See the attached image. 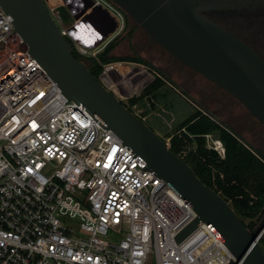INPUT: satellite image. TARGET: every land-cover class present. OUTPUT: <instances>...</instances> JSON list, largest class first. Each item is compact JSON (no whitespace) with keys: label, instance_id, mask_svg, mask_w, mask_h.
Returning a JSON list of instances; mask_svg holds the SVG:
<instances>
[{"label":"built area","instance_id":"built-area-1","mask_svg":"<svg viewBox=\"0 0 264 264\" xmlns=\"http://www.w3.org/2000/svg\"><path fill=\"white\" fill-rule=\"evenodd\" d=\"M91 1L123 30L125 13L116 4ZM45 2L77 53L96 57L99 51L75 37L76 23L65 25L58 6ZM13 22L0 4V264H233L204 223L177 241L194 210L141 155L63 94L21 50ZM99 64L98 80L127 109L157 80L177 89L149 64ZM215 136H204L206 148L224 157ZM263 235L264 226L259 243Z\"/></svg>","mask_w":264,"mask_h":264},{"label":"water","instance_id":"water-1","mask_svg":"<svg viewBox=\"0 0 264 264\" xmlns=\"http://www.w3.org/2000/svg\"><path fill=\"white\" fill-rule=\"evenodd\" d=\"M110 1L156 44L232 95L264 125V59L205 15L212 10L264 4V0ZM0 4L14 20L15 31L23 40L21 50L42 65L69 100L82 104L105 128L141 155L148 167L194 210L196 218L178 235V242L204 223L235 257L233 264H264V249L258 242L261 229L251 232L223 197L203 184L155 131L71 54L70 44L45 0H0ZM65 5L78 27H90L98 34L96 44L107 41L118 30L115 18L102 7H94L91 0L82 1L78 7L67 1ZM102 27L107 30L104 32Z\"/></svg>","mask_w":264,"mask_h":264},{"label":"trees","instance_id":"trees-1","mask_svg":"<svg viewBox=\"0 0 264 264\" xmlns=\"http://www.w3.org/2000/svg\"><path fill=\"white\" fill-rule=\"evenodd\" d=\"M58 11L65 25L73 22L72 19L69 20L70 15L65 8ZM67 40L70 44L71 54L77 60L83 61L84 57L79 55L74 48V44L69 39ZM115 45L116 41H113L96 57L85 58L89 71L97 80L102 71L99 63L114 62V59L110 57V52ZM160 82L157 80L142 95L150 94L149 89ZM140 100L141 97L134 98L130 101V105L133 106ZM128 110L132 112L131 107ZM214 124L205 118H200L188 127L189 133L198 136V145L195 151L192 150L193 140L188 135L173 136L170 149L191 167L203 184L223 197L241 220L243 217L249 219L257 217L258 221L262 218V225H264V163L245 145L234 138L231 133L223 130L216 123ZM149 127L153 130L151 126ZM215 131L226 147L225 160L220 159L215 151L208 150L202 138L204 134ZM255 226L256 223L254 222L246 225L250 231ZM260 244L264 249V239L260 241Z\"/></svg>","mask_w":264,"mask_h":264},{"label":"crops","instance_id":"crops-1","mask_svg":"<svg viewBox=\"0 0 264 264\" xmlns=\"http://www.w3.org/2000/svg\"><path fill=\"white\" fill-rule=\"evenodd\" d=\"M131 28L121 33L119 32L115 35H112L111 38L107 42L116 41L115 47L110 52V57L114 59V61H120L125 59V57H134L135 51L132 47H135L138 43L139 34L137 31H133ZM133 31V32H132ZM118 34V35H117ZM99 53L103 52L106 44H98ZM98 53V54H99ZM144 56H146L144 54ZM165 74V73H164ZM167 75V74H166ZM169 76V77H168ZM188 77V75H186ZM192 80L196 81L198 86L204 87V83H201L198 77L190 76ZM167 78L170 79L175 88H171L167 86L165 83L160 82L155 86L151 87L150 94L146 96H141V100L136 104L137 107H140L142 113L146 118L145 122L150 123L153 130L161 137L166 138L167 141H170L173 136L179 135H188L189 138L193 140L192 150L195 151L197 149V139L198 136L189 133V126L192 125L200 118L207 119L210 123L214 124L213 118L222 120V116H217L216 111L218 110V106L211 104L208 98H205V95H202L198 90L192 89L188 84L185 83L184 80L180 78H176L173 75H167ZM207 86V85H206ZM217 109V110H216ZM215 116H212L213 114ZM240 114V113H239ZM191 120L189 123L188 121ZM219 120V121H220ZM235 124V123H234ZM215 125V124H214ZM225 125V124H224ZM226 126V125H225ZM227 127V126H226ZM228 128V127H227ZM229 132L231 135L236 138L239 142L245 145L252 153H254L263 163H264V148L260 146L257 142L251 140V142L260 149V152L257 153L252 148L248 147L240 137L236 136L234 132L230 128ZM207 134H214L216 138L222 142L225 148V155L218 157L222 160L226 158V147L221 140L219 134L215 132H210ZM203 135V139L206 145L205 135ZM248 138V136H247ZM213 151V150H211Z\"/></svg>","mask_w":264,"mask_h":264},{"label":"rangeland","instance_id":"rangeland-1","mask_svg":"<svg viewBox=\"0 0 264 264\" xmlns=\"http://www.w3.org/2000/svg\"><path fill=\"white\" fill-rule=\"evenodd\" d=\"M60 3H61V7H65L63 1H60ZM51 5L54 6V5H56V3L52 2ZM232 15L236 17L238 24L243 23V27H244V30L246 32H250V33L255 32L260 37L261 42L264 43V5H261V7H259V8L258 7L250 8L249 7L248 9H241V10L237 11V13H234V14L232 13ZM69 20L71 21V19H69ZM128 22H129L128 30L133 28L134 29L133 31H137L139 34L138 40L142 39L143 41H146L148 46H149L148 47L149 50L151 52H152V50L156 51L162 57V59L164 60V62L166 64H168V65L171 64L175 68L176 71H183L186 75H188L189 78H191L190 76L198 77L201 83H204L205 85H207V87H210L211 92H210V95H208L209 99H207V100H209L210 103L214 104L215 106L218 103L217 102L218 98L222 99L225 103V104L223 103V110L224 111H221V110L216 111L218 114L217 116H222V120L219 119L220 122H222L228 128H230L232 130V132H234V134H236V136L240 137L241 140L248 147L252 148L254 151H256L259 154L261 153L260 149L258 147H256L251 142V140L257 142L256 139H254L252 136V134H254V133L256 134V136L260 135V137L262 139H264V125L263 124H261L256 118H254L248 112V110L232 95H230L229 93H227L226 91H224L220 87H217L216 85L212 84L206 78L200 76L197 73H194V71H192L191 69L186 68L182 64H180L173 56H171L167 51H165L158 44H156L146 34V32L135 23V21H133L132 19H129ZM251 28L253 30H250ZM96 49H98L97 44H95L92 47L91 52H94ZM146 57L147 56H145V59L148 60ZM83 62L86 64L85 57L83 58ZM114 62H116V61H114ZM139 62H141V61H139ZM155 62L152 63L150 61L148 63L150 66L154 67L155 69L159 70L160 72H162L161 70H163L165 73H168L166 70L167 68H166L165 63L162 64L161 62H158V61H155ZM143 63L147 64V61L146 62L144 61ZM173 76H175L176 78H180L179 75H177V74H174ZM231 104L233 106H231L230 108L227 109V106L231 105ZM133 106L130 105V107L132 108L131 110H134L137 113V115L142 119L145 115L142 113V110L140 109V107H137V105H136L135 106L136 108L133 109ZM217 106H216V108H217ZM218 110H219V107H218ZM146 124H147V126H151L150 123H146ZM249 126L251 127L250 130H252V132L249 131V129H248ZM247 136H248V138H247ZM260 137H258V138H260ZM161 138L165 142L170 143V141H167L166 138H163L162 136H161ZM242 220L245 223V225H249L251 222L256 223V226L252 231H255L258 229L262 230V228L264 226V225H262V218L258 221L257 217L254 219H249V218L243 217ZM120 239H121V236H111V240L114 243H117ZM262 239H264V235H263Z\"/></svg>","mask_w":264,"mask_h":264},{"label":"flooded vegetation","instance_id":"flooded-vegetation-1","mask_svg":"<svg viewBox=\"0 0 264 264\" xmlns=\"http://www.w3.org/2000/svg\"><path fill=\"white\" fill-rule=\"evenodd\" d=\"M51 4L56 3V5L58 6V10L61 8H66L67 12L70 15V19L73 20L72 23H77L76 20L72 17L71 11L66 7L65 5V1H67L69 4H82V1L84 2H88V0H48ZM60 1H63L65 7H61V3ZM261 5H264L263 3L261 4H251V5H244V6H237V7H232V8H225V9H220V10H212V11H208L205 13V15L211 19L212 21L216 22L217 24H219L220 26H222L223 28H225L227 31H229L230 33H232L234 36H236L238 39H240L241 41H243L245 44H247L249 47H251L258 55H260L263 59H264V43L261 42L260 37L254 32V33H250V32H246L244 30L243 27V23L238 24L237 19L235 16L232 15V13H237V11L241 10V9H248L249 7H261ZM76 7H78L79 5H75ZM59 12V11H58ZM124 12V11H123ZM125 27L123 28V30L121 32H119V35L121 33H123L124 31H126L127 27L129 26V19H131L130 17H128L125 14ZM221 23V24H220ZM139 26V25H138ZM140 27V26H139ZM141 28V27H140ZM249 29V28H248ZM102 30L105 32L107 30V27H102ZM250 30H253L252 28ZM118 33V30L117 32ZM115 33V34H116ZM114 34V35H115ZM118 35V34H117ZM111 38V37H110ZM109 38V39H110ZM108 39V40H109ZM107 40V41H108ZM102 42L101 44H106V46L112 42ZM138 44L135 47H132L133 50L135 51L134 57H125V59H122L120 61H116V62H138V63H143L144 61H147V64H149L148 62H152L154 63L155 61L161 62L162 64L165 63L164 60L162 59V57L156 52L153 51L152 52L149 50V46L147 44L146 41H143L142 39H140L138 42ZM96 44V43H95ZM100 44V45H101ZM94 45V44H93ZM106 46L104 47V49L106 48ZM144 54L147 56L146 58L148 60L145 59ZM137 59V61L135 60ZM141 60V62H139ZM178 61V60H177ZM179 62V61H178ZM156 63V62H155ZM180 63V62H179ZM166 64V63H165ZM182 64V63H180ZM183 65V64H182ZM184 67L188 68L187 66L183 65ZM166 70L168 73H165L163 70H161L166 77L167 75H174L177 74L179 75V77L185 81L186 84H188L192 89L198 90V92H200L202 95H205V98L207 97L209 99L210 95V87H207L206 85H204V87L198 86L197 82L192 80L191 78L187 77L186 74L183 71H176L175 68L171 65V64H166ZM161 69V68H160ZM190 69V68H189ZM192 70V69H191ZM193 71V70H192ZM194 73H197L194 71ZM167 74V75H166ZM198 74V73H197ZM200 75V74H199ZM201 76V75H200ZM169 77V76H168ZM203 77V76H202ZM205 78V77H204ZM211 82V81H210ZM212 83V82H211ZM214 84V83H212ZM215 85V84H214ZM217 86V85H216ZM219 87V86H217ZM142 95V94H141ZM140 95V96H141ZM138 96V97H140ZM217 105L219 107V109L221 111L223 110V103L224 101L220 98H218L217 100ZM225 104V103H224ZM136 105V104H135ZM231 105L227 106V109L230 108ZM132 109V108H131ZM226 111V110H225ZM213 114V113H212ZM212 116H215L214 114ZM249 131L252 132L251 127H248ZM253 138L256 139V141L258 142V144H260V146L262 148H264V139H262L260 137V135H257L254 133L252 134ZM260 137V138H258Z\"/></svg>","mask_w":264,"mask_h":264},{"label":"bare ground","instance_id":"bare-ground-1","mask_svg":"<svg viewBox=\"0 0 264 264\" xmlns=\"http://www.w3.org/2000/svg\"><path fill=\"white\" fill-rule=\"evenodd\" d=\"M74 5H80V4L74 3ZM75 37L78 40L85 43L86 45L92 46L98 40L99 36L92 28L86 27V26H80V27H78V29L76 31Z\"/></svg>","mask_w":264,"mask_h":264}]
</instances>
